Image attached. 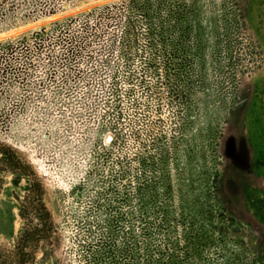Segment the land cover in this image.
Instances as JSON below:
<instances>
[{
	"label": "rangeland",
	"instance_id": "rangeland-1",
	"mask_svg": "<svg viewBox=\"0 0 264 264\" xmlns=\"http://www.w3.org/2000/svg\"><path fill=\"white\" fill-rule=\"evenodd\" d=\"M129 1L0 0V145L55 231L32 264H264V0H211L159 56L101 19ZM31 183L0 174V248L41 228Z\"/></svg>",
	"mask_w": 264,
	"mask_h": 264
},
{
	"label": "trees",
	"instance_id": "trees-1",
	"mask_svg": "<svg viewBox=\"0 0 264 264\" xmlns=\"http://www.w3.org/2000/svg\"><path fill=\"white\" fill-rule=\"evenodd\" d=\"M212 6L211 0H131L118 6L107 7L100 14L101 19L108 21L107 27L109 23L114 22L117 29L115 37L124 49L133 43L136 44L139 37H142L146 45L155 48L153 54L159 56L161 51L157 49L163 46L167 26L174 30L185 26L184 30H191L192 34L196 21L189 19L187 15L193 13L195 9L209 10ZM138 31L141 32L140 35ZM5 172L22 176L32 182V195L28 197L27 207L21 209V216L24 220H28L30 215L38 219L41 228L32 227L25 236L19 238L14 249L1 247L0 264H32L36 253L27 250L26 246L30 243L48 242L55 234L54 223L43 200L42 184L31 173L30 165L15 151L0 145V174ZM227 184L236 186L240 193L247 196L251 189L247 172L235 165H229L222 177L226 206L230 212H235L240 207L242 198L230 194L227 191Z\"/></svg>",
	"mask_w": 264,
	"mask_h": 264
}]
</instances>
